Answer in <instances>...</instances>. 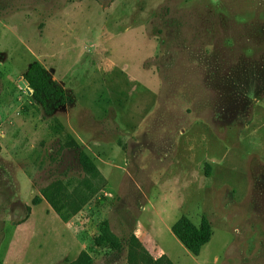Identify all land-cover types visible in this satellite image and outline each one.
Wrapping results in <instances>:
<instances>
[{"label":"rangeland","instance_id":"obj_1","mask_svg":"<svg viewBox=\"0 0 264 264\" xmlns=\"http://www.w3.org/2000/svg\"><path fill=\"white\" fill-rule=\"evenodd\" d=\"M35 60L72 97L50 114ZM86 177L67 221L33 203ZM181 216L210 224L198 255ZM105 221L121 250L95 244ZM132 235L173 264H264V0H0V264H129Z\"/></svg>","mask_w":264,"mask_h":264},{"label":"trees","instance_id":"obj_2","mask_svg":"<svg viewBox=\"0 0 264 264\" xmlns=\"http://www.w3.org/2000/svg\"><path fill=\"white\" fill-rule=\"evenodd\" d=\"M24 77L32 90V98L47 114L72 99L68 91L52 78L39 60L30 63L24 72ZM96 190V184L87 177L73 190H69L63 181L55 180L41 189V195L35 196L33 203L38 204L43 198L46 199L59 216L67 221L83 208ZM171 230L181 243L195 255H198L201 247L210 241L212 234L207 220H204L200 226H196L187 216H181L172 225ZM94 242L97 246L108 245L115 250L122 249L121 241L111 230L107 221L101 225L100 233L95 237ZM127 260L129 264H173L166 255L152 256L134 235L130 237ZM91 262L92 257L83 250L70 264H90Z\"/></svg>","mask_w":264,"mask_h":264},{"label":"water","instance_id":"obj_3","mask_svg":"<svg viewBox=\"0 0 264 264\" xmlns=\"http://www.w3.org/2000/svg\"><path fill=\"white\" fill-rule=\"evenodd\" d=\"M22 81H23V84H26L27 85V80L25 79V77L22 78ZM26 88H27V91L29 93H32V90L28 86H26Z\"/></svg>","mask_w":264,"mask_h":264}]
</instances>
